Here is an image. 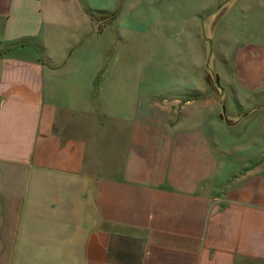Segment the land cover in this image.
<instances>
[{"label":"crops","instance_id":"0c3cea01","mask_svg":"<svg viewBox=\"0 0 264 264\" xmlns=\"http://www.w3.org/2000/svg\"><path fill=\"white\" fill-rule=\"evenodd\" d=\"M107 5L0 0V264H264V110L122 88Z\"/></svg>","mask_w":264,"mask_h":264},{"label":"rangeland","instance_id":"374dc122","mask_svg":"<svg viewBox=\"0 0 264 264\" xmlns=\"http://www.w3.org/2000/svg\"><path fill=\"white\" fill-rule=\"evenodd\" d=\"M106 1V12L88 14L97 22L103 20L100 27L114 20L125 26L117 40L110 28L103 40L108 49L107 75L114 74L110 67L115 69L122 88L135 84L147 91L152 87L151 94L157 97L161 86H169L170 94L184 87L190 98H197L200 89L209 90L206 99H216L217 112L228 123L264 110V84L256 81L264 75V0H234L204 22L213 43L210 67L223 94L206 67L209 48L200 27L203 17L222 0ZM248 73L255 80L246 85L241 81ZM232 104L242 109L231 117Z\"/></svg>","mask_w":264,"mask_h":264},{"label":"water","instance_id":"95a60500","mask_svg":"<svg viewBox=\"0 0 264 264\" xmlns=\"http://www.w3.org/2000/svg\"><path fill=\"white\" fill-rule=\"evenodd\" d=\"M234 0H222L217 6H215V8L208 14H206L202 21L200 22V27H201V32H202V35H203V38L205 39V41L207 42V45H208V58H207V64H206V67L207 69L210 71L211 75L213 76L215 82H216V86L219 87V89L221 90V93L223 94V90L221 88V83L220 81L218 80V78L216 77V75L213 73V71L211 70V67H210V62H211V55L213 53L212 51V41L211 39L209 38V36H207V33H206V30H205V27H204V22L207 21V19H210L211 17H213L214 15H216L217 13H219L221 10H225L228 6L231 5V3L233 2ZM222 107V112H223V116H224V119H226L227 117V113H226V107L224 105V103H222L221 105Z\"/></svg>","mask_w":264,"mask_h":264}]
</instances>
